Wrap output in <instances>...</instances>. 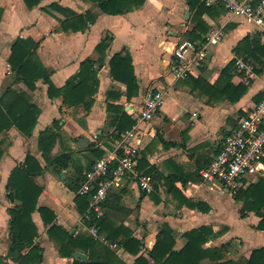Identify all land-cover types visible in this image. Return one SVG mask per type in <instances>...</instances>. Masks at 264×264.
I'll return each mask as SVG.
<instances>
[{"label": "crops", "instance_id": "obj_1", "mask_svg": "<svg viewBox=\"0 0 264 264\" xmlns=\"http://www.w3.org/2000/svg\"><path fill=\"white\" fill-rule=\"evenodd\" d=\"M52 2L78 14L85 15L90 11L94 21L83 30H63L58 19L41 8ZM216 4L221 3H206L210 7ZM223 7L219 13L212 8L211 12L206 11L201 16L207 32L212 27L224 29L222 41L210 48L201 67L187 78L177 79L173 74L172 46L186 37L194 26L193 11L187 0H144L134 10L114 15L103 12L96 2L89 0H41L32 8H28L24 0H0V93L8 86L21 89L40 110L30 135H24L16 127L0 133L3 149L0 160V264H16L7 256L11 242L8 210L17 204L6 196L11 170L21 165L27 154L36 158L42 167L33 178L41 188L37 208L51 210L55 215L54 223L73 235H91L90 225L83 218L75 191L66 185L67 180L78 175L83 178L99 153L104 154L105 150L114 147L116 138L112 135L121 112L135 120L144 94L151 88L163 91L165 101L151 122L138 125L137 168L140 173H145L148 167H153L157 174L154 186L149 191L143 190L131 177L115 181L103 204L100 236L111 242L107 235H115L117 229L129 230L141 241V254L149 264H157L149 252L164 227L172 231L173 249L177 251L185 245L184 234L188 230L210 227L204 247L221 248L225 259L236 262H244L252 249L264 245V232L255 228L259 217L253 212L241 217L238 202V212L234 213V220L230 223L224 200H234L232 192L216 182L204 181L200 175L201 169L218 152L223 136L236 127L239 118L264 92V69L256 72L245 94L235 102L225 97L209 99L193 85L197 78L213 83L220 70L236 55L233 52L235 44L256 32L243 16ZM18 37L38 43L37 56L57 88L75 77L83 60L94 61L93 68L99 82L86 115L81 109L65 105L61 96L49 97L48 85L42 79L37 80L32 89L15 81L7 59L11 44ZM105 37L109 40L102 60L96 47ZM117 52H126L131 57L138 89L130 98L126 95V85L115 80L110 73L109 61ZM231 81L240 82L236 69L231 74ZM211 113L210 120L206 115ZM45 129L56 135L48 157L59 152L71 156L70 163L61 168V172L42 156L38 137ZM32 219L38 232L34 241L42 253L39 264H73L75 258L80 259L75 256L76 251L86 256L80 260H87L91 255L103 257L102 248L92 247L86 251L78 249L71 256H62L57 240L48 234L49 224L43 221L38 209L32 213ZM234 224L241 230L234 232ZM97 241L105 245L101 240ZM109 249L124 264H134L136 256L121 245ZM199 264L213 262L205 258Z\"/></svg>", "mask_w": 264, "mask_h": 264}, {"label": "trees", "instance_id": "obj_2", "mask_svg": "<svg viewBox=\"0 0 264 264\" xmlns=\"http://www.w3.org/2000/svg\"><path fill=\"white\" fill-rule=\"evenodd\" d=\"M96 2L99 8L108 14H123L141 6L144 0H89ZM189 9L193 11V28L187 33L189 39L201 40L206 34V26L201 21L204 12H211L212 8L219 13L224 7L222 4L207 6L205 0H187ZM28 8L38 6L41 0H24ZM45 12L54 16L60 22L63 30H83L94 21L90 11L78 14L71 9L52 2L41 7ZM55 13L61 15L57 16ZM108 37H105L97 45V51L104 59V49L107 47ZM38 43L30 38L18 37L11 44V53L8 63L15 75L16 82H23L28 88H34L35 82L42 79L48 85L47 93L49 97L61 96L63 103L67 106H74L83 110L86 115L92 103L93 96L97 90L98 78L93 68L94 61L85 59L80 63V69L74 78L69 79L62 87H55L50 80V74L39 60L36 49ZM234 54L251 60L255 65V72L264 69V41L257 32L242 38L233 47ZM111 76L126 85V95L128 98L137 93V79L134 75L131 57L128 53L117 52L110 61ZM235 70V59H231L224 66L213 83H209L202 78L194 79L193 85L201 92L206 93L209 99L219 100L227 98L230 102L239 100L247 91L248 83H233L231 74ZM39 108L30 101L29 95L12 86L6 87L0 93V133L16 127L24 135H30L36 125ZM134 119L126 112H121L116 131L113 138H118L119 134L133 126ZM56 135L50 130H43L38 137V144L42 150V156L46 162L61 172V168L67 167L71 161V156L66 152H59L48 157L49 149L53 145ZM103 152L99 153V157ZM3 149L0 145V160ZM42 167L39 161L27 154L23 163L13 168L6 183L7 198L17 204L9 209V230L11 242L8 249V257L16 264H39L42 260L41 248L35 243L37 227L32 219V213L38 209L43 221L49 224L48 234L55 238L59 244V253L64 256H71L78 250L86 251L88 247L102 248L103 257L96 258L92 255L87 260L74 259L73 264H124L109 247L102 245L88 233L73 235L69 231L54 223L55 215L46 207L37 208V198L41 193V188L35 184L34 176L41 172ZM145 174H151L156 179V172L153 167H148ZM83 180L82 175H78L71 180H67L69 189L76 191ZM235 201L240 203L239 214L245 217L253 212L259 217L255 228L264 232V177H258L244 188H240L232 193ZM77 202L80 203V211L84 214L88 207L89 198L85 195L76 194ZM105 203V202H104ZM88 225L95 224L101 233L103 215L97 219H85ZM210 234V227L201 226L188 230L184 236L185 245L180 250H174V237L168 227L162 228L157 234L156 241L150 249L149 256L157 264H199L201 260L207 258L213 264H264V245L251 250L249 257L244 262H236L225 259L223 249L216 247H204ZM121 238L117 239L118 236ZM111 242H116L125 250L136 256L134 264H149L148 259L141 254V241L132 233L125 229H117L115 235H107Z\"/></svg>", "mask_w": 264, "mask_h": 264}, {"label": "built area", "instance_id": "obj_3", "mask_svg": "<svg viewBox=\"0 0 264 264\" xmlns=\"http://www.w3.org/2000/svg\"><path fill=\"white\" fill-rule=\"evenodd\" d=\"M206 3H221L235 15L243 16L246 23L255 27L264 41V0H205ZM224 29L212 27L201 40L183 37L174 43L171 53L175 58L173 74L177 79H185L203 65L211 47L218 45L224 37ZM235 69L240 74V82L249 83L255 76V65L251 60L234 55ZM165 101L163 91L147 89L140 108L136 112L135 123L125 129L114 140V147L105 150L92 166L85 171L83 180L75 194L89 198L84 214L87 220L103 215V204L115 181L125 177L134 179L139 188L151 190L155 179L151 174L140 173L137 164L140 139L138 125L149 123L158 114ZM204 181L219 182L228 191L236 192L252 182L256 175H264V92L241 116L235 128L222 138L218 152L200 171ZM89 232L96 240H101L111 248L116 242H109L99 234L92 224Z\"/></svg>", "mask_w": 264, "mask_h": 264}, {"label": "rangeland", "instance_id": "obj_4", "mask_svg": "<svg viewBox=\"0 0 264 264\" xmlns=\"http://www.w3.org/2000/svg\"><path fill=\"white\" fill-rule=\"evenodd\" d=\"M206 117H208L210 120H211V118H212V113L211 114H209L208 116L206 115ZM258 177H264V175L262 176V175H256L255 177H253V179H252V182H254V181H256L257 180V178ZM216 182V181H215ZM217 184H220V185H222L221 183H219V182H216ZM224 197H228V194H224ZM224 206L226 207H228V212H229V214H230V223H232V220H234V213L236 214L238 211H237V206H239V203L238 202H236V201H234V200H232L231 199V202L229 201V198H228V200H224ZM227 211V210H226ZM236 220H238V219H236ZM239 231V230H241L240 229V227L238 226V225H235L234 224V226H233V231ZM234 231V232H235Z\"/></svg>", "mask_w": 264, "mask_h": 264}, {"label": "water", "instance_id": "obj_5", "mask_svg": "<svg viewBox=\"0 0 264 264\" xmlns=\"http://www.w3.org/2000/svg\"><path fill=\"white\" fill-rule=\"evenodd\" d=\"M61 177H62V178L64 177L63 173H61ZM75 256H76L77 258H80V259H85V258H86V256H85L82 252H80V251H76V252H75Z\"/></svg>", "mask_w": 264, "mask_h": 264}]
</instances>
